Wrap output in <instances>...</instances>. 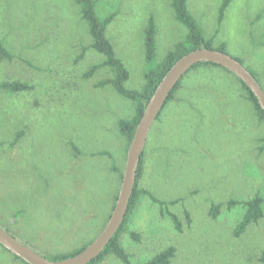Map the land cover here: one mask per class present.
I'll return each mask as SVG.
<instances>
[{
	"label": "rangeland",
	"instance_id": "obj_1",
	"mask_svg": "<svg viewBox=\"0 0 264 264\" xmlns=\"http://www.w3.org/2000/svg\"><path fill=\"white\" fill-rule=\"evenodd\" d=\"M96 1L99 16L115 15L106 33L130 72L127 88L141 90L149 18L157 25V63L187 29L170 0ZM222 2L188 6L214 45L225 43L264 88V0H232L219 23ZM0 41L12 54L0 59V85L33 87L0 89V225L43 256L73 252L111 215L127 156L118 120L132 118L136 103L99 86L112 77L109 68L86 77L104 56L90 48L74 0H0ZM19 131L25 135L13 145ZM262 146L264 122L232 74L211 65L188 74L147 140L139 188L167 206L142 196L121 236L132 263L173 247L170 264H264V217L236 235L244 210L228 205L264 197ZM20 260L0 245V264ZM100 264L123 263L110 255Z\"/></svg>",
	"mask_w": 264,
	"mask_h": 264
},
{
	"label": "trees",
	"instance_id": "obj_2",
	"mask_svg": "<svg viewBox=\"0 0 264 264\" xmlns=\"http://www.w3.org/2000/svg\"><path fill=\"white\" fill-rule=\"evenodd\" d=\"M170 1H171V7L174 11L176 20L179 21L182 25H184L185 28L187 29V36L183 41L178 42L175 45L173 50L169 51L166 54L162 62L157 63L156 61L157 25H156L154 17L151 16L145 28V43H144L145 60L149 66V70L145 73L146 83L141 90H132V89L127 88L126 86L130 78V72L127 69L124 62L122 61V59L117 56L114 45L108 39L107 33H106L107 27L113 21L115 15L110 14L106 17L99 16L97 12V1L96 0H74V2L80 8V12H81V16L83 20L88 25L89 33L92 38V44L90 45V48L94 49L96 52L104 56V61L99 65H95L91 67V70L86 74V77L92 76L95 73V71L99 69L100 67L109 68L112 73V77L101 82L99 86L109 85L113 88V90L119 96L136 103V111L132 118H129V119L123 118V119L118 120V130L120 134L126 139V142H127L126 152L128 151L131 140L134 136V133L144 113V110L146 108L148 101L154 94L162 78L165 76V74L170 70V68L175 64L177 60H179L184 55L190 53L191 51L201 49V48L217 49L219 51L228 53L227 46L225 43H222L219 46H215L214 38L207 37L205 35L203 28L201 27V25L199 24V22L197 21V19L194 17V15L191 13L189 9L188 0H170ZM231 2L232 0H223L222 5L219 10V19H218L219 23L222 22L224 15H225V11ZM86 50L87 48L83 47L82 54H84ZM11 58H12L11 52L8 50L5 44L2 41H0V59L8 60ZM236 59L239 62H241L243 65H245L242 59L240 58H236ZM209 65L219 67L223 69L224 71L230 73L228 70L224 69L223 67H220L212 63H200V64L195 65L179 81L178 85L172 91L161 113L157 117L156 121L160 120V117L163 111L169 107L170 103L174 99L175 93L180 88L182 81L185 79V77L188 74H190L192 71L198 70L201 67H206ZM246 68L254 75V77L257 79V81L261 85V82H260L261 80L258 74L254 70L249 69L248 67ZM234 77L238 80V82L241 84V87L246 92L247 98L251 102V104L254 106V109L256 111L258 118L264 122V113L262 109L260 108L257 98L254 96L252 91L240 79H238L236 76ZM0 89L13 92V93H20V92L30 91L33 89V87L24 82L13 81V82L2 83L0 85ZM24 135H25V131H19L16 135L13 145H15L18 142V140H20ZM263 148L264 146H262V149ZM144 157H145V150H144V153L142 155V158H141V161L138 167L134 191H133L131 200L129 202L127 215L124 219L122 226L120 227L116 235L112 238V240L107 245V247L103 250V252L90 264H100L110 255L116 256L118 259L122 261L123 264H133L130 254L122 246L121 236H122V233L128 227L130 218L135 208L137 207L139 201L141 200L144 194H148L155 203L159 204L162 207V209L165 208V206H167L165 202H162L156 199L152 194L139 188V180L142 177ZM122 174H123V170L120 169L121 180H122ZM116 199H117V196L115 197V201ZM114 205H113V208H114ZM228 205H229V208H232V206L235 207V206L240 205L244 210L242 220L237 224L235 228L236 235L244 231L248 225L253 224V223H258L264 217V197H262L261 195H256L253 198H250L247 200H232L229 202ZM211 212L213 215L216 216L219 212V207L213 206L211 209ZM21 213L22 212L20 211L18 215H20ZM170 216L173 222L175 223L176 228L179 229L180 225H179L177 217L173 214H170ZM3 229L13 236V234L9 230H7L8 228L7 229L3 228ZM91 242L85 244L80 249L75 250L70 253L56 255L54 257H46V256L45 257L50 259L51 261L65 260V259L74 257L75 255L80 253ZM175 253H176V249L173 247H170L166 250H163L155 254L150 260L143 262L142 264H170L172 258L175 256ZM15 258L20 260V258L16 256ZM22 262L24 264H27L24 261Z\"/></svg>",
	"mask_w": 264,
	"mask_h": 264
},
{
	"label": "water",
	"instance_id": "obj_3",
	"mask_svg": "<svg viewBox=\"0 0 264 264\" xmlns=\"http://www.w3.org/2000/svg\"><path fill=\"white\" fill-rule=\"evenodd\" d=\"M200 63L216 64L240 79L257 98L264 113V90L254 75L236 57L217 49L201 48L191 51L175 62L162 78L148 101L127 151L122 180L114 208L98 236L80 253L61 261H51L39 254L19 242L14 236L6 232L1 225L0 245L27 264H90L93 262L107 247L124 222L134 191L138 167L157 117L179 81L195 65Z\"/></svg>",
	"mask_w": 264,
	"mask_h": 264
}]
</instances>
